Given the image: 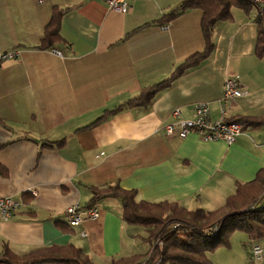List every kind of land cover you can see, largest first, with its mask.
<instances>
[{
    "label": "crops",
    "instance_id": "crops-1",
    "mask_svg": "<svg viewBox=\"0 0 264 264\" xmlns=\"http://www.w3.org/2000/svg\"><path fill=\"white\" fill-rule=\"evenodd\" d=\"M182 2L134 0L122 14L97 0H0V54L18 52L0 65V198L20 203L10 219L0 215V253L72 247L93 264L121 258L136 264L149 249L144 228L124 222L116 198L91 204L93 191L118 186L134 191L136 202L214 212L238 184L264 174V125L246 126L231 144L162 131L176 121L174 110L192 120L199 103L208 105L212 121L264 118V53H257L263 20L253 8L232 7L229 20L213 30L207 58L150 105L107 114L93 125L204 49L198 9L158 23ZM54 11L62 13L59 38L39 48ZM227 80L245 94L223 114ZM75 204L96 205L98 219L71 228L65 211ZM253 243L264 249V239L236 231L208 258L254 264Z\"/></svg>",
    "mask_w": 264,
    "mask_h": 264
},
{
    "label": "trees",
    "instance_id": "trees-1",
    "mask_svg": "<svg viewBox=\"0 0 264 264\" xmlns=\"http://www.w3.org/2000/svg\"><path fill=\"white\" fill-rule=\"evenodd\" d=\"M232 7L241 8L244 11L254 9L250 0H183L177 8L163 15L158 23H169L188 10L198 9L201 13L200 32L204 39V49L186 58L167 79L143 88L138 95L104 114L93 125L103 121L107 114H115L136 107H147L177 78L200 65L213 49L211 36L216 24L229 20ZM61 15L60 11H54L50 23L45 28L39 48L52 47L54 40L59 38L58 26ZM257 53L259 55L264 53L263 27L259 30ZM231 122L239 124L242 129L246 126L261 127L264 125V118L256 120L242 117ZM63 142L48 144L60 146ZM0 172H4L2 166H0ZM263 187L264 174L261 173L251 183L238 184L234 195L228 197L225 205L214 212L202 210L190 212L176 203L169 202H136L134 191H125L118 186H109L103 191H93V199L90 203H96L103 197L116 198L122 204L124 222L144 228L149 249L141 261L147 259L151 264L156 262L159 264H211L208 254L227 246L231 234L236 231L245 233L251 240L264 239V204H261L258 199ZM132 262L121 258L113 261L112 264H132ZM0 264L93 263L81 249L72 247L44 248L21 256L13 254L4 247L0 253Z\"/></svg>",
    "mask_w": 264,
    "mask_h": 264
},
{
    "label": "built area",
    "instance_id": "built-area-1",
    "mask_svg": "<svg viewBox=\"0 0 264 264\" xmlns=\"http://www.w3.org/2000/svg\"><path fill=\"white\" fill-rule=\"evenodd\" d=\"M108 8L118 11L122 14L127 13L134 0H97ZM252 6L257 10L259 17L263 19L264 29V0H250ZM18 58L17 51H9L0 54V65L9 60ZM244 91L238 87L233 80H227L223 87L221 97V108L224 114L225 109L229 107L236 99L244 95ZM179 110H174L171 116L176 120L174 123L166 124L162 131L168 136L177 134L180 138H185L190 134H196L205 142L223 141L226 144H231L241 135L242 128L239 124L231 121H226L223 117L218 121H212L209 118L208 105L199 103L194 109V118L192 120L179 119ZM264 197V191H263ZM262 197V198H263ZM20 207V203L10 197L0 198V215L2 219L8 220L14 215ZM67 223L71 228H79L85 221L98 219L100 212L96 205L89 207H81L78 204L68 207L65 211ZM251 261L254 264H264V249L258 244H251L250 253ZM138 264H151L144 260ZM155 264H159L156 262Z\"/></svg>",
    "mask_w": 264,
    "mask_h": 264
}]
</instances>
